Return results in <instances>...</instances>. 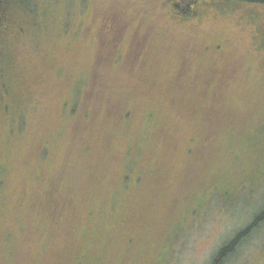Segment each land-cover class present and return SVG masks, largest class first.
<instances>
[{
    "label": "trees",
    "instance_id": "16d2710c",
    "mask_svg": "<svg viewBox=\"0 0 264 264\" xmlns=\"http://www.w3.org/2000/svg\"><path fill=\"white\" fill-rule=\"evenodd\" d=\"M124 5L128 21L142 13L163 15L174 28L161 20L158 25L148 22L151 36L141 61L133 49L115 60V45L107 49L105 41L98 50L96 41L95 55L83 66L88 73L80 93L64 103L68 126L59 136L63 146L58 155L40 136H53L58 125L56 57L75 64L73 52L58 42L50 44L31 0H0V64L5 52L14 51L9 71L0 69V87H10L0 99V138L30 137L20 157L23 182L16 188L17 205L2 216L0 264H83L81 247L87 237L92 240L83 258L91 264L109 252L127 251L128 240L147 236L144 227L153 222L162 237L189 196L217 177L230 135L264 114V0H133ZM208 37L213 40L206 42ZM35 40L44 59L32 73L35 56L29 48H35ZM174 47L179 50L176 66L170 54ZM35 104L43 114L31 113ZM145 104L153 128L139 153L138 170L128 173L122 141ZM15 110L20 113L12 123ZM31 163L38 168H30ZM27 169L33 170L32 180ZM120 183L128 193L110 229L113 240L103 244L102 226L113 219L108 213L101 226L95 225L90 205L100 194L110 204L111 190ZM2 190L14 193L7 178L0 179ZM263 219L264 209L221 246L211 264H224ZM137 226L140 232L132 233Z\"/></svg>",
    "mask_w": 264,
    "mask_h": 264
},
{
    "label": "rangeland",
    "instance_id": "374dc122",
    "mask_svg": "<svg viewBox=\"0 0 264 264\" xmlns=\"http://www.w3.org/2000/svg\"><path fill=\"white\" fill-rule=\"evenodd\" d=\"M132 1L31 0L35 12L40 15L43 32L50 44L53 45L58 42L59 45L68 50V53L71 52L72 54L73 52V57L76 61L75 64H69L64 60L65 58L62 59V56L56 57L58 67L57 72L53 73V82L54 84L56 82L59 83L58 87L60 89L58 94H56L60 112L58 125L53 136L49 137L48 133L40 136L42 144L44 139H46L44 144L50 147L53 152L57 151L58 155L63 146L59 136L63 134L68 126V120L65 115L66 105L64 103L76 100V96L80 93L81 80L88 73L83 66L88 58L95 55L96 41L98 50L104 48L103 43L105 41L109 42L105 46L107 49L113 48L111 45H115L116 49H118L115 60L127 50L133 49L138 54V60L141 61L148 52V41L150 40L149 36H151L148 33L150 28L148 22L158 25L161 20L168 25L169 29L174 28L163 15L152 17L142 13L138 20L134 18L128 21V13H124L123 9L124 4ZM117 6L120 7L117 9ZM115 9L117 12L114 15L115 17H112L111 13ZM122 18H125L124 20L126 21L123 33L119 31L125 22ZM138 23L140 24L139 32H136L135 29ZM37 27L38 33L42 38L40 34L41 27L38 23ZM167 32L169 33L170 31ZM95 33L97 34L96 39L94 38ZM212 40L213 38L208 37L206 42H211ZM32 46H35V48L29 49L33 50V56H35L32 61L34 66L33 73L35 65L43 62L44 53L36 49L38 47L36 40L32 41ZM5 53L0 69L9 71L6 65L9 59L13 57L14 51H11L9 55L7 52ZM178 53L179 50L176 47H174L173 52H170L173 57V66H176ZM101 60L103 59L101 58ZM101 60L98 57V61ZM51 65L50 61L48 68ZM29 75L30 71L28 70ZM242 79H245L243 74L241 75V81ZM248 84L251 86L257 85L253 80H249ZM248 84L245 83L249 87ZM11 87L13 90L16 89L12 82ZM9 89L10 87H0V99L3 98L6 90ZM242 92H244V89ZM237 95H241V92ZM149 106L145 104V108L143 107L144 109L139 112L134 121V129L131 132L129 131L127 137L122 141L123 152L126 157L125 167L128 173L138 170L136 164L137 160H139V153L147 145L153 128ZM24 109V107L21 108L20 106L16 108V110H21L23 114L25 112ZM16 110L11 115L12 123L17 114L20 113ZM2 112L3 108H0V114ZM31 113L33 115L43 114L36 104L33 105ZM35 118L37 119V116ZM39 118L41 121L43 120L42 116ZM237 134L238 137L235 136ZM28 138L30 137L25 133L21 137L15 135L0 138V151H3L4 154L2 157L0 156V179L7 178L9 187L14 190L13 194L9 190L0 192V228L2 227L4 212H10L17 205L16 188L23 182L20 157L23 149L27 147ZM228 141L229 143L225 147L224 153H222L223 156L219 158L217 177L211 183H205L198 191L189 196L186 204L183 205L174 222L169 225L162 237L158 238L159 236H157L158 227L155 222L149 223L144 227V232L147 236L142 235L128 240V245L125 248L127 251H121L120 253L109 252L105 257L96 259L94 262L90 260V263L211 264L213 256L221 246L239 231L250 225L264 209V114H258L250 123L246 122L243 130L230 135ZM180 145L183 148L185 145L184 139L180 141ZM39 152L40 148L38 149ZM56 160L54 157H50V162H55ZM29 167L38 168L34 163H31ZM215 168L212 167V169ZM27 172H30L29 176L30 180H32L33 170L27 169ZM125 185L120 183L111 190L110 204L106 205L104 196L100 194L94 199L93 204L90 205V209L94 212L95 225H102L100 221L102 216L108 213L112 216L113 221L105 222L102 226L103 238L100 240L101 242L103 241V244L110 243L113 240L110 237V229L122 214L123 197L128 193V188ZM95 228L94 226V230ZM140 230V227L137 226L132 230V233L136 234ZM91 240V237L83 240L81 253L85 258H87L85 252L88 251V245H90ZM121 246L123 247V244ZM11 251L12 246H9L7 253ZM83 256H80V261L82 262L83 260L84 264L85 259ZM224 264H264V219L243 238L237 245L235 252L228 257Z\"/></svg>",
    "mask_w": 264,
    "mask_h": 264
}]
</instances>
